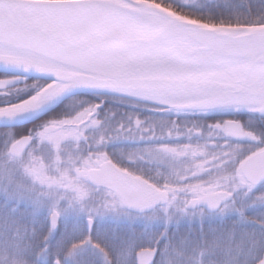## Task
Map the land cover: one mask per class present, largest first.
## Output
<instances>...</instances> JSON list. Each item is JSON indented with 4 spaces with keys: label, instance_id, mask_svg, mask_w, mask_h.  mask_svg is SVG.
Listing matches in <instances>:
<instances>
[{
    "label": "water",
    "instance_id": "1",
    "mask_svg": "<svg viewBox=\"0 0 264 264\" xmlns=\"http://www.w3.org/2000/svg\"><path fill=\"white\" fill-rule=\"evenodd\" d=\"M3 3L0 71L51 83L20 107L0 109V127L31 123L80 93L122 96L179 111L235 107L238 58L247 46L264 39V25L208 24L150 0ZM253 107L260 113L259 104ZM222 130L237 139L249 137L241 121L227 120ZM32 142L30 135L22 136L11 145L10 153L20 156ZM242 172L247 181L260 182L264 177V149L243 163ZM88 178L93 184L114 190L127 209L139 213L169 199L166 192L112 162L90 170ZM232 198V193L218 191L192 199L186 207L204 206L215 211ZM59 219L57 212L51 214L53 229L58 228ZM86 221L90 230L93 221ZM155 250H139L138 264H151ZM256 264H264V254Z\"/></svg>",
    "mask_w": 264,
    "mask_h": 264
},
{
    "label": "trees",
    "instance_id": "2",
    "mask_svg": "<svg viewBox=\"0 0 264 264\" xmlns=\"http://www.w3.org/2000/svg\"><path fill=\"white\" fill-rule=\"evenodd\" d=\"M150 1L208 24L264 25V22H257L264 21V0ZM44 81L41 78L0 71V107L31 98L43 87ZM98 100L96 94H78L65 100L51 115L54 114L53 117L61 120L88 109ZM148 105L155 107L138 100L107 96L105 104L98 111L101 119L100 136L109 138L111 134L118 138L121 133L119 130L140 128V124L149 119L157 126L158 131L159 125L164 123L175 135V143L179 136L184 139H193V135L196 140L200 138L194 150L202 151V148L209 146L207 142L214 143L216 137L223 136L219 128L226 118L242 119L246 128L255 135L252 139L256 140H253L252 145L250 141L241 143L223 136L225 142H237L241 145L234 150L236 157L229 160L227 167L220 169L217 176L220 182L215 183L214 188H228L234 192L233 201L223 207L230 212H223L221 215V212H204L208 215L206 218L200 212L196 220L186 217L180 220L179 215L186 212H152L137 215L141 219L133 222L132 226L124 222H106L100 227V235L95 234L96 223L91 231L86 228L85 232L84 228H79L75 231L68 230L62 235L59 230H51L46 212H22L24 204L18 206L17 200H10L7 192L0 190V216L7 212L12 223L9 227L2 225L0 230L1 264H85L80 257V245L88 237L92 244L101 246L106 257L110 258V264H134L137 250L157 247L158 241H162L160 248L165 256L163 264H255L261 258L264 252V196L256 191L259 186L249 183L245 185L246 181L238 175L237 166L247 156L264 147V144L257 143V140L264 137V116L251 111L224 112L218 109L168 115L167 111L159 108L144 109ZM41 128L42 126H35L32 130L34 132L37 129L38 132ZM32 130L28 125L0 128V160H10V144ZM36 132L32 134L37 135ZM136 136L139 138L141 134H133V137ZM40 147L43 150L38 151L35 157L41 155L43 162L47 163L51 151ZM20 167L22 166L15 167L18 170V173H13L15 178L17 176L19 179L21 175L33 179L27 172H21ZM233 177L238 178L234 184L229 182ZM248 184L251 185L249 188ZM80 223L82 226L83 220ZM186 235L188 246L183 244ZM2 240L8 248L3 245ZM121 248L125 250L121 251ZM88 255L91 261L87 264H100L93 261L95 254L89 251Z\"/></svg>",
    "mask_w": 264,
    "mask_h": 264
},
{
    "label": "rangeland",
    "instance_id": "3",
    "mask_svg": "<svg viewBox=\"0 0 264 264\" xmlns=\"http://www.w3.org/2000/svg\"><path fill=\"white\" fill-rule=\"evenodd\" d=\"M25 102L26 101L19 104L0 107V109L15 108L17 106L20 107V105L24 104ZM232 109L236 110V107ZM90 110L91 108H88L82 111L81 114L79 112L72 118H65L61 120L53 117L54 114L50 115L47 121H43V129L36 132L37 135L35 136L36 138H38V141H35L34 145H32V148L26 154L18 158H14L13 156L8 154L11 157L10 160L6 161L3 158L2 161L0 160V190H2L3 192H7L8 198L10 200H17L18 206H23L22 204L27 206L28 204L30 205V208L24 209L22 210V212H30L32 214H37L38 212H46L47 216L49 217L53 209L58 210L57 208H60L63 212L58 211L60 214V226L58 230L62 233V235L68 230L75 231L79 228L80 230L84 228V231L86 232L87 224L85 223V218L87 217L92 218L94 220V224L96 223L95 234L97 235L101 234L100 227L103 226L106 222H124L128 224L130 223V225L128 226H132L134 224L133 222L140 221L139 219H141L134 213L132 214L123 210L121 202H119L117 199H115V201H99L100 207L115 208L116 212H80V194L76 192V196L74 197L75 199L73 198L72 202L70 203L67 202L71 197L69 195H66V192L73 193L71 190L80 181V172L85 170L88 165H91L92 163L91 159L82 161V159L80 158V154L75 157L74 148L80 146L71 144V142L75 141H77V143L78 141L80 142V136H78L77 134L75 124L80 123V120L83 119L85 117L84 115L87 114V112ZM176 113L177 112H172V109H168V112H166V114L168 115H176ZM49 125H55L57 127L56 130L54 132L50 131L48 129L50 127ZM96 125L97 121L93 120L92 122H90V124L88 123L86 127L94 128L97 127ZM139 127V130H143L144 124H140ZM155 136L156 138H154V145L158 147L166 146L159 149L161 153L166 152L165 150H167L166 148L168 146H172V144L177 145L178 148L176 149L175 153V167L173 168L174 171L169 170L171 166L170 164L165 163V159H163L164 163L157 160L156 152L152 154V156L154 157L153 161L151 160V158H149V163H147L146 161L142 163L140 161L142 158H139V155L142 152V147L140 146L141 142H134L128 153H132L131 155L136 165L144 164V167L147 166L149 168H153L154 170L160 168L159 172L157 171L156 174L160 175V177L163 178L162 187L171 195V202H168L166 205L156 208L157 210L155 209L152 212H178V210L180 209L179 206H184V204H181L180 202H184L186 199L188 200L192 197L201 196L205 193L211 192L215 188V183L220 182V179H217L220 169L226 167L229 160L236 157V153H234V150L241 147V145L237 142H225L223 139L224 137L221 136L216 137L214 139L216 140V142L214 143L207 142V145L209 144V146H207L206 148H202V151L194 150V148L197 147V143L200 138H198L199 140H196L195 135H193L195 137L193 139H184L183 136H179L177 142L175 143L173 142V140L175 139V135L165 127L164 123H161L159 125V133H157ZM133 138L135 140H140V137L137 138V136ZM118 139L125 146H127V136H125L124 132L122 134L119 133ZM253 140L256 139H252L251 142H253ZM159 142H161L162 145L159 144ZM43 143H47L48 145L52 146V156L50 155V159L49 161L47 160V163L42 162V156L38 155L37 157H35V154H37L38 151L43 150L40 147ZM66 152H69L73 155L68 156ZM133 153L136 154L133 155ZM64 154L65 156H63ZM104 157L105 156L102 153H99L97 157H95V159H103ZM127 157L129 158L130 156ZM68 162H71V164H68ZM45 164H49V166L47 167V172ZM17 165H21V172H27L30 176H32L33 179L21 177V175L19 176V179L17 176L15 178V175L13 173H18V170L15 169ZM240 165L241 164L239 163L237 167L239 168ZM162 168L166 169L162 170ZM184 168H189L192 170H186L184 172ZM178 176H181V179L177 178V180H175V177ZM240 178H242L241 175ZM183 180H185V182ZM36 181L38 182L35 183ZM39 183L45 187L41 188L39 186ZM247 183L248 182H246L245 185ZM250 186L251 185L248 184V188ZM256 191L264 196V187H260L256 189ZM250 192L253 193L252 190ZM73 204H77V206H74ZM152 212L144 214H151ZM187 213L188 212H186L185 214H180V220H184L185 217L190 220H196L200 212H189V214ZM221 214H223V212H221L219 215ZM202 216L204 218L208 217V215L204 212L202 213ZM81 220H83L84 222L82 226V223H80ZM144 221L147 222L146 219ZM2 225H6L8 227L9 225H12V223L8 219L7 212H5L4 215L0 216V230ZM186 238L187 235L184 236L185 240L183 241V244L185 246H188L189 243H187ZM2 241L3 245L7 247L4 240ZM91 242V239L88 237V239L86 238L80 245V257L83 259V263L87 264L91 261L88 255L90 251V253L96 255L93 261H97V263L99 262L100 264H110L111 260L108 256L106 257L107 254L101 248V246L97 243L92 244ZM124 245L126 246V244ZM120 250L124 251L125 249L121 248ZM162 254V261H164L165 256L164 253Z\"/></svg>",
    "mask_w": 264,
    "mask_h": 264
},
{
    "label": "flooded vegetation",
    "instance_id": "4",
    "mask_svg": "<svg viewBox=\"0 0 264 264\" xmlns=\"http://www.w3.org/2000/svg\"><path fill=\"white\" fill-rule=\"evenodd\" d=\"M45 83H47V82L44 81V84ZM97 98L99 100L93 105L92 108H94V106L99 105V104L104 105L106 102V99H107V95H97ZM154 108L157 109L156 107L151 108L149 105H148V107L147 106L144 107V109H146V110H150V109L153 110ZM80 114H81V112H80ZM88 114L84 115L85 117L80 120V123L75 124L77 134H78V136H80V142L78 141V143H77V141H75V142H71V144L80 146V147H76V148L73 147L75 150V157L80 154V158L82 159V161H87V159L88 160L91 159L92 163H91V165H88V167L85 170L80 172V181L78 182V184L74 188H72L71 191L73 193L66 192V195H69L71 197L70 200L67 201L68 203L72 202L73 198L76 196L75 192L80 194V210H81L80 212H116L115 208H110V207L102 208V207H100L99 201L100 200L101 201L102 200L115 201V199H117L119 202H121V198L117 195V193L114 190H112V189H110L104 185L93 184L91 182V180L88 178V172L90 170L98 169L102 164H104L106 162H112L115 166H117L121 170L129 173L130 175H132L134 177H141L142 179L146 180L147 182L151 183L152 185H155L156 187L161 186L163 184V178L160 177V175L156 174L157 171L159 172L160 168H157L156 170H154L153 168H149L147 166L144 167V164H142V165L137 164L136 165V163L134 162L133 157L131 155L132 153L128 154L129 150L132 147V144L134 142H138V143L141 142L140 146L142 147V152L140 153L139 158H142L140 160L142 163L144 161L149 163V158H151V160L153 161L154 157L152 156V154L156 152L157 160L159 162H163V159H165V163H168L171 166L169 170L174 171L173 168L175 167L174 166L175 165L174 164L175 153H176V149L178 147H177V145L172 144V146H168L166 148L168 151L165 150L168 153H166V152L161 153L159 151V149L164 148L166 146H164V147L159 146L158 147V146L154 145L155 144L154 138H156L155 135L157 133H159V131L156 129L157 126L155 124H153L149 119H146L145 122L143 123L144 124L143 130L137 129L138 127H136V129L134 128V129L119 130V131H121V133L124 132L125 136H127V146H125L122 142H120V140L118 138L115 137L116 135L110 134L109 138H106L105 136H100V128H99L100 122H101V119L99 117L100 114L97 113V114H95V116H92L89 119H88ZM50 115H51V113H48V114L44 115L38 121L31 123L28 126L31 128V130L35 126H42L43 121H47L49 119ZM75 115H77V114H75ZM75 115H72L70 117H65V118H72ZM93 120L97 121V125H96L97 127H94V128L86 127L87 124L88 123L90 124V122H92ZM226 120H238V121L243 122V120L239 119V118H226L224 121H226ZM223 122L220 124V127H222ZM42 129L43 128H41L40 131ZM48 129L50 131H53V132L56 130V129L51 130L50 127ZM36 130L37 129H34V132L32 130L31 133H28L29 135H31L34 138V142H35L36 136H35V134H32V133H35ZM248 131H249V138L250 139L254 138L255 135L252 134L250 130H248ZM97 133H98V135H97ZM133 134H141L140 140H135L133 138ZM23 135H27V133H25ZM23 135H21V136H23ZM99 137H100V140H99ZM249 140H247V141H249ZM239 141H241V140H239ZM241 142H245V141H241ZM159 144L162 145L161 142H159ZM41 146L46 147L47 150L53 152L51 150L52 146L48 145L47 143H43ZM30 149H31V147L28 150H26L24 154H26ZM37 149H38V147H37ZM131 152H132V150H131ZM66 153L68 156L73 155L69 152H66ZM99 153H102L105 157L103 159H95V157H97V155ZM135 154L136 153H133V155H135ZM51 156H52V153H51ZM63 156H65V154ZM127 156H130V157L128 158ZM60 158H62V157H60ZM68 164H71V162H68ZM165 169L162 168V170H165ZM186 170L190 171L192 169L184 168V172ZM177 178L181 179V176L175 177V180H177ZM190 179H192V178H190ZM183 181L185 182V180H183ZM236 181H238V178L233 177V178H231V180L229 182L234 184ZM46 188H49V187H46ZM74 189H76V190H74ZM217 190H227L228 191V188L227 189L226 188H218L215 191H217ZM206 194H209V193H205L203 195H206ZM203 195H201V196H203ZM201 196H197V197L195 196L192 198H198ZM73 202H76V201H73ZM230 202L224 203L222 205V207L226 206ZM73 205L77 206V204H73ZM121 206H122L123 210H125L126 212H132V211L127 210L123 206L122 202H121ZM222 207L217 211H211V210H208V209L203 208V207H197L195 209H179L180 211L178 210V212H230V211H228V209H226V208L223 209ZM57 209L58 210L53 209L52 212L53 211H57V212L62 211L60 208H57Z\"/></svg>",
    "mask_w": 264,
    "mask_h": 264
},
{
    "label": "snow or ice",
    "instance_id": "5",
    "mask_svg": "<svg viewBox=\"0 0 264 264\" xmlns=\"http://www.w3.org/2000/svg\"><path fill=\"white\" fill-rule=\"evenodd\" d=\"M15 6V5H12ZM6 5L0 0V9ZM183 19V18H182ZM264 22V21H257ZM240 70L235 74L236 80V110L244 108L245 110H253L254 104H259V111L264 116V39L253 42L247 46V50L238 58ZM25 67H30L25 65ZM13 114L8 113L11 117ZM258 144H264V137L257 140ZM259 187H264V177L261 178ZM157 242L156 250L153 252L151 264H163L162 251L160 243ZM138 264V261H134Z\"/></svg>",
    "mask_w": 264,
    "mask_h": 264
},
{
    "label": "bare ground",
    "instance_id": "6",
    "mask_svg": "<svg viewBox=\"0 0 264 264\" xmlns=\"http://www.w3.org/2000/svg\"><path fill=\"white\" fill-rule=\"evenodd\" d=\"M25 107H27V106H25Z\"/></svg>",
    "mask_w": 264,
    "mask_h": 264
}]
</instances>
